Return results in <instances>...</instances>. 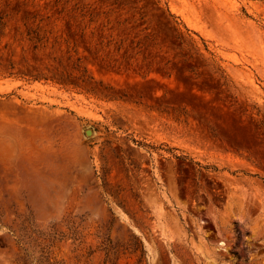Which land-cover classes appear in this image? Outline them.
<instances>
[{"label":"rangeland","instance_id":"rangeland-1","mask_svg":"<svg viewBox=\"0 0 264 264\" xmlns=\"http://www.w3.org/2000/svg\"><path fill=\"white\" fill-rule=\"evenodd\" d=\"M0 264H264V0H0Z\"/></svg>","mask_w":264,"mask_h":264}]
</instances>
